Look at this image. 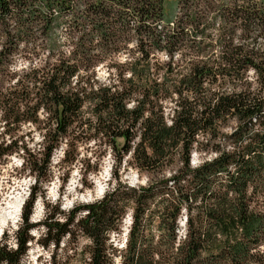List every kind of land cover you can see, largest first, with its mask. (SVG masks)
<instances>
[{
	"label": "trees",
	"instance_id": "16d2710c",
	"mask_svg": "<svg viewBox=\"0 0 264 264\" xmlns=\"http://www.w3.org/2000/svg\"><path fill=\"white\" fill-rule=\"evenodd\" d=\"M207 17L209 28L217 26L215 40ZM58 29L78 61L134 38L141 60L149 51L166 54L165 73L172 74L174 57L187 65L172 83L134 82L133 63V78L122 86L87 87L72 58H62L0 93L3 134L28 123L41 138L31 152L0 134V162L20 152L33 178L14 248L0 241V264H21L38 228L42 247L86 240L83 264H114L116 256L119 264H264V53L256 47L264 37V3L0 0V57L20 48L50 51ZM91 141L107 146L118 165L129 155L145 185L122 184L114 174L117 182L99 200L66 214L51 206L31 222L54 150L63 143L60 162L71 165L77 146ZM193 153L208 157L193 166ZM127 212L119 250L110 235Z\"/></svg>",
	"mask_w": 264,
	"mask_h": 264
},
{
	"label": "rangeland",
	"instance_id": "374dc122",
	"mask_svg": "<svg viewBox=\"0 0 264 264\" xmlns=\"http://www.w3.org/2000/svg\"><path fill=\"white\" fill-rule=\"evenodd\" d=\"M264 3V0H261ZM212 23L209 17L205 25L210 30V39L217 37V26L209 28ZM219 24V23H218ZM61 29L53 36V47L40 49L34 53L29 50L18 49L10 56L0 57V93L5 95L15 81L25 84L30 70L40 69L54 64L58 60L72 58L79 68L78 79L85 86H122L125 80L133 78L131 66L136 63V74H141V80L135 74V81L145 84V80H157V82L172 83L184 73L185 64L179 58H173L174 69L172 74L165 73V64L169 61L163 52L149 51L148 59L141 60L140 53L136 50L134 38L130 42L123 39L107 50H93L87 60L71 55L72 48L64 40ZM236 43L240 41L236 39ZM259 52L264 53V37L257 40ZM215 55L212 56V58ZM185 66V67H184ZM250 81H254V74L249 71L246 75ZM264 97V94H263ZM231 125V124H230ZM3 124L0 122V134L3 142L15 141L17 146H25L31 152L40 149L41 138L33 125L28 123L9 128L8 135L3 134ZM229 131V128L224 130ZM65 146L61 143L51 157L50 173L43 184L37 185L38 196L34 202L30 221L37 223L42 219L43 213L58 205L59 210L66 214L78 204H86L99 200L115 182H121L129 186H142L146 183V175L138 172L129 155L124 157L118 165L107 146L100 143H81L75 150L76 161L71 165L60 162ZM20 152L13 154L0 162V241L5 242L8 248H14L13 232L20 221V211L33 185V178L24 171L21 166ZM208 156L193 153L191 164L197 165L202 158ZM114 174L117 181L114 180ZM182 222V220H181ZM130 223V213L124 216L119 233H111L110 242L118 248H122L126 238V232ZM33 240L29 242L28 249L21 264H83L81 250L87 241L80 238L77 243L64 238L58 247L52 245L42 247L39 243L43 234L41 228L31 231ZM114 264H119V258H114Z\"/></svg>",
	"mask_w": 264,
	"mask_h": 264
}]
</instances>
